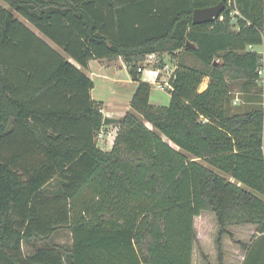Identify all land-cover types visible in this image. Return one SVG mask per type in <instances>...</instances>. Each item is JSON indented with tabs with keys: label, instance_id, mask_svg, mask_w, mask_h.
Wrapping results in <instances>:
<instances>
[{
	"label": "trees",
	"instance_id": "1",
	"mask_svg": "<svg viewBox=\"0 0 264 264\" xmlns=\"http://www.w3.org/2000/svg\"><path fill=\"white\" fill-rule=\"evenodd\" d=\"M1 1L0 264H192L204 212L217 222L219 264L224 237L243 264H264V108L235 113L230 87L240 83L242 104L263 96L264 0H225L200 25L193 11L222 0ZM12 12L82 70L126 65L136 88L109 151L96 144L92 80ZM164 54L175 61L170 101L154 106L138 68ZM242 225L261 236L236 242L230 228ZM60 231L70 244L52 241ZM23 244L38 246L26 256Z\"/></svg>",
	"mask_w": 264,
	"mask_h": 264
},
{
	"label": "crops",
	"instance_id": "2",
	"mask_svg": "<svg viewBox=\"0 0 264 264\" xmlns=\"http://www.w3.org/2000/svg\"><path fill=\"white\" fill-rule=\"evenodd\" d=\"M22 20L20 21L27 28L33 31L36 36L44 40L53 50H55L61 56L67 59L77 69L82 70L78 63H76L70 57L66 56L61 49H59L55 44L44 38L24 19ZM255 48L256 47H253L254 52L260 54L263 53L262 46H260V51H256ZM161 59H163V55L159 58V61L162 62ZM171 62H174V65L172 67L173 70L175 68V61L172 60ZM166 63V61H163L162 64H158V66H156L155 64L148 63H144L145 65L142 63L140 64L142 68L144 66L146 69V73H141L142 81L147 82L152 86L149 97V103L154 106H167L170 101L168 89L162 90L156 87L158 84L162 85V83H165V81L170 79L172 73H169V66ZM125 67L126 66L124 65V63L118 61L109 62L107 60H91L88 63V68L86 70H82V72L93 82L94 87L91 91V98L93 101L102 104L101 113L103 115V118H122L125 113L129 110V103L135 91L136 84L130 79ZM162 92H166V96ZM109 129H111V134L110 132H108ZM104 130L106 131L105 133H103V137L105 138V140H101V142L98 141L100 144L97 143V147H99L103 151H109L116 136L117 125L103 126L101 128V131L104 132ZM205 226L206 223L202 214L200 215V217L194 219V229L195 231H197L196 233H198L197 240L201 238V244L203 243L202 246L208 243L210 239V237L207 236V233L204 230ZM198 230H200V232H198ZM230 232L233 234L234 240L236 242H242L244 244H250L252 238H254L255 240L261 236L260 233L256 232V227L252 225L234 226L230 228ZM214 241L215 239L213 240V242ZM222 244L224 246V250L225 248L229 249V252H224L223 264H243L246 254L245 251L241 250L239 245L234 244L229 239V237H224L222 240ZM203 255L206 256V254ZM195 261L196 252L194 246L192 254V264H195Z\"/></svg>",
	"mask_w": 264,
	"mask_h": 264
},
{
	"label": "rangeland",
	"instance_id": "3",
	"mask_svg": "<svg viewBox=\"0 0 264 264\" xmlns=\"http://www.w3.org/2000/svg\"><path fill=\"white\" fill-rule=\"evenodd\" d=\"M0 5L1 6H3L4 8H7V5L4 3V2H2L1 0H0ZM13 14H15L14 12H12ZM16 15V14H15ZM16 17L19 19V20H22V18L20 17V16H17L16 15ZM23 21V20H22ZM255 50L256 51H260L261 50V48L259 47V46H257L256 48H255ZM162 60V62L163 61H166L167 63V65L169 66V73H172V67H173V65H174V62H171L172 61V59L170 58V56H168V55H163V59H161ZM116 61H118V62H122L123 63V61L121 60V59H118V60H116ZM184 61L187 63V64H189V65H195V66H199L200 64H199V62H197L196 60H194L193 58H191V57H185L184 58ZM162 62L161 61H159L158 59L156 60V61H154V62H152V61H149V62H147L148 64H155L156 66H158V64L160 65V64H162ZM145 62H143L142 64H144ZM146 63V64H147ZM125 65V64H124ZM145 65V64H144ZM126 66V65H125ZM140 66V65H139ZM142 67V66H141ZM126 68V70H127V67H125ZM168 82V80L167 81H165V83H167ZM156 83V82H155ZM165 83H162V85L161 84H158L156 87L158 88V89H162V90H167V89H165L164 88V84ZM207 83H208V79L206 78V79H204L203 80V82H202V84L200 85V87H199V91L201 92V91H203V90H205V88H206V86H207ZM230 87H231V91H232V94H233V98L235 97V96H239V98L242 96V94H241V92H240V83L239 82H234V83H231L230 84ZM151 88H152V86H151ZM257 91L258 90H256V91H254V93H252V97L254 98V100L256 101V103L255 102H253V101H251V100H249V101H251V102H253V104L252 105H248V104H242V105H239V107L237 106V107H234L232 104H231V110L232 111H234L235 113H243V112H246L247 110H250V109H255V108H257V107H259V106H261V108H262V105H260V101H261V99L263 100V98H264V96H262V97H259V93H257ZM160 92V91H159ZM158 92V93H159ZM163 94H165V96H166V92H162ZM169 93V92H168ZM170 95V94H169ZM243 101H245V99H244V97H243ZM259 101V102H258ZM262 102V101H261ZM263 103V102H262ZM112 129H113V127H112ZM105 130H108V129H105ZM104 130V132H99V134H98V136H97V138H96V144L97 143H99V142H101V140H105V138L103 137L104 135H103V133H105L106 131ZM108 132H110V134H111V129H109V131ZM113 132V131H112ZM100 134L102 135V136H100ZM113 135V134H112ZM100 136V137H99ZM109 136V135H108ZM110 138V137H109ZM99 141V142H98ZM112 141V140H111ZM100 144V143H99ZM99 148V147H98ZM53 187H54V182H52L50 185H49V187H48V189H53ZM202 216H204V221H205V223H206V226H205V228H204V230L206 231V233H207V236L208 237H210V239H209V241H208V243H206L205 245H203L202 246V244H201V238H199L198 240H197V242L195 243V252H196V261H195V264H219V262H218V260H217V252H216V249H215V241L213 242V240L215 239V237H216V233H217V229H218V226H217V222H216V219H215V216H214V214H212V213H209V212H204V213H202ZM197 228V227H196ZM197 232V231H196ZM198 232H200V230H198ZM197 235H198V233H197ZM52 241H54L55 243H58V244H64V245H67V244H70V242H71V236H70V233L68 232V231H60L59 233H57L54 237H53V239H52ZM35 246H38L37 244L35 245ZM34 246V247H35ZM34 247H32V246H28V245H26V244H23V246H22V250H23V253L26 255V256H28V255H31V253L33 252V250H34ZM223 250H224V246H223ZM224 252H229V249L227 248H225V250H224ZM203 254H206V258L204 257V255Z\"/></svg>",
	"mask_w": 264,
	"mask_h": 264
},
{
	"label": "water",
	"instance_id": "4",
	"mask_svg": "<svg viewBox=\"0 0 264 264\" xmlns=\"http://www.w3.org/2000/svg\"><path fill=\"white\" fill-rule=\"evenodd\" d=\"M224 1L225 0H222L218 5L211 8L194 10L192 14V24L200 25L214 22L218 18L219 14L224 10ZM188 47L195 48L192 44H188ZM216 62L217 61H214L213 64H216ZM121 121L122 118L104 117L103 126H116L120 124Z\"/></svg>",
	"mask_w": 264,
	"mask_h": 264
},
{
	"label": "built area",
	"instance_id": "5",
	"mask_svg": "<svg viewBox=\"0 0 264 264\" xmlns=\"http://www.w3.org/2000/svg\"><path fill=\"white\" fill-rule=\"evenodd\" d=\"M228 4L230 5V2H229ZM235 14H237V13L235 12ZM247 49L250 50V51H253V47H252V46H249ZM262 54H263V53H262ZM157 59L159 60V58L157 57V55H149V56L146 57V59H145L144 62H145V63H147V62H149V61L154 62V61H156ZM138 71H139L140 73H142V72L146 73V69H145L144 66H143V68H142L141 66H139ZM170 77H171V76H170ZM256 85H257L258 89L261 90L262 95L264 96V58H262V60H261V64H260V67L257 69ZM164 88H166V89L170 88L169 80H168L167 83L164 84ZM240 104H242V100L239 98V96H235V97L232 99V105H233V106H238V105H240ZM262 106H263V108H264V102H263ZM100 131H101V130H100ZM101 132H102V131H101ZM100 136H102V135L100 134ZM100 136H99V137H100Z\"/></svg>",
	"mask_w": 264,
	"mask_h": 264
}]
</instances>
